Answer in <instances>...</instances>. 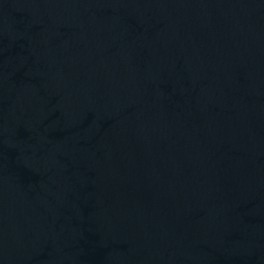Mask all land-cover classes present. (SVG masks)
Listing matches in <instances>:
<instances>
[{"label":"water","instance_id":"water-1","mask_svg":"<svg viewBox=\"0 0 264 264\" xmlns=\"http://www.w3.org/2000/svg\"><path fill=\"white\" fill-rule=\"evenodd\" d=\"M0 264H264V0H0Z\"/></svg>","mask_w":264,"mask_h":264}]
</instances>
